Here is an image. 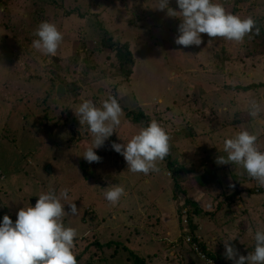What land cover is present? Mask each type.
<instances>
[{
    "label": "rangeland",
    "instance_id": "rangeland-1",
    "mask_svg": "<svg viewBox=\"0 0 264 264\" xmlns=\"http://www.w3.org/2000/svg\"><path fill=\"white\" fill-rule=\"evenodd\" d=\"M249 2L223 6L229 13L238 6L241 12L253 15L260 29L255 49L258 59L247 57V41L240 44L217 38L208 43L213 38L201 34L204 43L199 47L176 45L174 40L182 20L156 9V0H0V212L15 222L17 212L34 206L32 201L40 194L55 191L59 195L62 189H68L70 199L61 201L65 211L71 202L79 211L74 217H64L63 223L77 230L73 251L78 264H129L130 253L143 257L148 264H189L190 251L194 253L193 264H203L198 255L200 245L214 254L221 251L224 242L243 256L254 251V234L264 231V193L255 190L251 195L245 191L247 187H263L234 164L210 173L212 167L220 166L217 156H226L224 140L241 130L257 135L258 147L264 151V92L259 88L253 96L256 84H264V22L259 21L264 16V0H251V6L247 5ZM168 6L179 11L176 0H169ZM42 21L54 23L63 34L54 57L31 46L37 38L33 33ZM99 28L109 32L114 44L127 43L136 62L129 82L116 90V80L98 82L115 71L111 67L113 57L107 56V51L89 54L96 69L93 74L82 64L84 51L99 46ZM12 48L17 55L22 52L30 63L27 75L32 85L25 77L16 83L7 74ZM221 52L229 59L224 65L214 57ZM57 76V85L64 90L61 97L56 95L58 86L52 89L47 82ZM218 86L223 91H214ZM231 86L236 87L237 96ZM109 95L116 96L123 112L144 109L149 122L155 119L170 137H177L170 140L175 149L173 158L186 163L182 175L191 171L190 176H194L179 185L183 197L178 194L173 198L177 190L166 163L158 162L160 170L148 175L132 173L124 158L111 149L113 142L126 144L139 131L130 121H124V115L103 147L94 149L103 153L100 165L90 172L86 163L88 176L83 177L80 161L85 160L83 154L94 137L74 113L82 101L91 99L100 107ZM194 98L208 99V107L193 103ZM250 100L261 105L257 118L249 115ZM214 103L213 110L223 113L219 119L226 115L230 131L221 128L208 133L215 120L214 116L209 117ZM224 105L228 112L219 108ZM200 112H206L205 117ZM188 122L194 128V136L186 131ZM219 126L216 124V128ZM72 128L77 131L80 155L71 148ZM233 180L238 181L239 187H230ZM115 184L125 191L114 206L104 193ZM195 188H201L203 194ZM235 193L239 195L234 196ZM186 201L195 205L182 208ZM196 209L200 213H194ZM4 216H0V222ZM190 216L192 223L198 224L195 243L191 242ZM211 216L218 220L223 217L222 225L210 220ZM81 218H88L90 223L85 225ZM231 218L233 222L229 221ZM233 237L236 239L231 240ZM95 242L101 245L100 249ZM223 258L229 261L225 254Z\"/></svg>",
    "mask_w": 264,
    "mask_h": 264
},
{
    "label": "clouds",
    "instance_id": "clouds-1",
    "mask_svg": "<svg viewBox=\"0 0 264 264\" xmlns=\"http://www.w3.org/2000/svg\"><path fill=\"white\" fill-rule=\"evenodd\" d=\"M156 2V9L166 10L167 16L182 20L174 42L185 48L203 44L201 34L240 44L246 36L260 34L253 18L241 19L238 15L227 12L216 0H176L179 11L168 6L169 0ZM33 35L37 37L32 41L33 49L46 56L54 57L57 54L63 34L54 23L42 21ZM211 41L210 39L208 43ZM248 111L252 118H257L262 108L256 100H250ZM74 114L79 117L81 125L88 126L94 137L83 158L88 163H100L102 158L96 155L94 149L103 147L105 141L115 133V128L121 124L123 110L118 99L109 95L100 107L91 99H86ZM170 140L166 130L153 119L146 127L140 128L126 144L113 142L110 147L124 158L130 172L148 175L160 170L157 164L170 154ZM223 152L226 156L216 158V163L220 166L213 165L210 173L234 164L242 168L248 177L256 180L259 186L264 187V151L258 147L257 135L246 129L241 130L224 140ZM206 189L212 190L211 187ZM124 191L122 186L111 185L104 193L105 199L115 206ZM69 199V190L66 188L59 195L55 191H49L40 194L34 206L21 208L16 214L15 222L5 215L0 222V264H78L73 251L77 230L63 223L64 217H74L79 211L74 202L67 204L68 210L65 211V204L61 201ZM234 239L236 238L231 240ZM254 241V251L247 256L240 255L234 246L224 242L225 258L233 260L234 264H264V231H256Z\"/></svg>",
    "mask_w": 264,
    "mask_h": 264
},
{
    "label": "trees",
    "instance_id": "trees-1",
    "mask_svg": "<svg viewBox=\"0 0 264 264\" xmlns=\"http://www.w3.org/2000/svg\"><path fill=\"white\" fill-rule=\"evenodd\" d=\"M38 1H44V0H38ZM45 1H48V0H45ZM247 1L248 0H232V1L231 0H225L224 4H230L232 2H233L234 5H235V3H240V2H241V4H243V3L247 2ZM249 1L250 2L247 3V5L249 4L251 6V3L252 2H251V0H249ZM217 2L220 3V4H222L221 3V0H218ZM224 4H222V5H224ZM257 9L258 8H254V10H256V11H257ZM232 10H233L232 11V14H235V15L237 14L242 19L247 18V17L253 18V15H249V14H245V13L241 12L238 9V6H235L234 9H232ZM130 11H132V10H130ZM132 12L134 13V11H132ZM254 14H256V13H254ZM259 21L260 22H264V16L260 17ZM252 35H254V37H251ZM98 36H99L98 37L99 46H97L95 49H93L91 51H88V50L87 51H84L86 53L83 54L84 60L82 61V64H84L86 66V69H87V72L88 73H92L93 74L94 72H96V69L91 64V60H90L91 57H90L89 54L90 53H96L97 51H100V50L107 51L109 53L107 56L113 57V64L111 65V67L115 71L112 72L110 75H107L106 78H103V79L99 80L98 82H100L102 80H109V79L116 80L117 81V83L115 85V90H116V88L118 86H121V85L129 82L130 78L133 75V70H134L135 63L136 62H135V59L132 56V54H130V52L128 51V48H127L128 47V44L127 43H123V44L115 43L114 44L112 38L109 35V32L105 31L102 28H99L98 29ZM259 37H260V35L251 34L250 36H246L245 39H244V41H247V43H246V45H244V47H245V49L247 51V57L250 58V59H255L256 57H258L256 55V53H255V49H256V46L258 45V43H256V41H257V39H259ZM216 39L217 38H213L211 40L215 41ZM20 54L21 55H17V50L14 49V48H12L11 55H10L11 61H9V65H8V68H7V74L8 75L11 74L14 77V81L16 83L19 82V81H22L23 80L22 77L23 78L25 77V78H27V82L30 83L29 85H32L31 84L32 83L31 82V78H30V76L27 75L29 73L30 63L25 60L22 52H20ZM220 54H223V55H220ZM220 54H218V56L215 55L214 57L217 60H220V62L222 63V65H224L227 61H229V59L227 58V56H224V53L223 52H221ZM256 59H258V58H256ZM218 73L223 74L221 71H219ZM57 80H59V77L58 76L56 78L47 79V82H48V84L51 85V88L52 89L53 88H56L59 85V84L57 85V82H56ZM14 81H12V82H14ZM227 81L228 82H231V80H228V79H227ZM24 83H26V82H24ZM60 84H63V83H60ZM82 85H83V83H82ZM78 86L81 87L80 85H78ZM213 86H214V84H213ZM222 86L224 87L225 84H223ZM222 86H218L216 89L215 88H212V90L215 89L214 91H218V90L223 91ZM226 86H230V85H226ZM231 87H232V90H233L234 95H235V92L237 91L236 90V87H234V86H231ZM259 88L264 92V84H261V83L260 84H256V86L253 88L256 91V93L253 96H256L257 95ZM250 89H252V88H250ZM242 90L243 91H246V88H244ZM66 93H67V96L68 97H71L72 99L73 98L75 99V96L74 95L70 96V94L68 92H66ZM112 96L116 97L115 95H112ZM218 96H219V100H220V96L221 95H218ZM235 96H237V95H235ZM78 97H79V94L77 95L76 98H78ZM207 101H208V99L205 101V100H203V98H201V99L200 98H197V99L194 98V99H192V102L193 103L199 102V103H202L203 106H207ZM223 103H226L225 99H224ZM215 105H216V103H214V106L212 105V107L209 109L211 111V114L209 115V117L210 116H214V119L215 120L213 121V123H211L212 126L208 129V133L210 131L213 132V133H216L221 128H226V130H229L230 131L231 128H227L230 124L227 125V121L225 120V116L226 115L222 116L221 119H219V117L223 113H220V111L218 109H217V111L213 110L214 107H215ZM223 107H225V105L224 106H219V108H221V110H222ZM146 112L147 111H143L142 109H139V108H137L135 110L133 109V111H131V110H124V112H123L124 121H126V120L130 121V123L132 125L137 126L139 129L142 128V127H146L149 124V121H148L149 117L146 114ZM226 112H228V110ZM205 113L206 112H202V113L200 112V115L202 117H205ZM185 116H187V113L185 114ZM147 117H148V119H147ZM189 122L192 123V124H197L198 123V121H189ZM189 122L187 124L186 131L189 132L192 136H194L195 135L194 128H193V126ZM218 123H220V126L218 128H216V124H218ZM76 133H77V131H75L72 128L70 137H74V138L71 140V141H73L71 143V148L73 150H75V151H77L78 148H77L76 145H78V143H79L78 142L79 139L77 138ZM175 138H177V137H171V139H175ZM177 152H179V151H177ZM95 153L99 157H102V155H103V153L98 152V151H95ZM174 153H175V149L171 147L170 154L163 160V162L166 163L167 169H168V171L172 175V180L174 181V185H173V183H172V185L177 190L173 194V198H176L178 194H181L182 197L184 196V193L181 191L182 189H180V187H179V185L181 184V182H183V181L184 182H188L189 180L194 179V176H192V177L190 176V174H193V172H191V171L186 176L182 175V172L185 171V166L184 165L186 163H178L177 161H175L174 158H173ZM76 154L80 155L81 152L77 151V152H75V155ZM86 163H87V165L89 164L88 165V169H89V171L91 170L90 172H92L94 170V168H96V167H98L100 165V163H94V165H92L93 163L92 164L91 163H88L85 160L80 161V166L84 170V173H83V177L84 178L88 176L86 174V172H85V169H84ZM188 178H190V179H188ZM249 181H250V179H249ZM233 185L235 187H239L238 181L237 180H233ZM247 188L248 189L246 191L244 189H242V188H241V190H244L245 192H249L251 195L252 194L253 195L255 194V190H257V193L258 192H263L264 193V187L263 188H260L259 190L257 189V187H255V188L247 187ZM238 195H239L238 193H235L234 194V196H238ZM192 205H195V203L194 202H191V201H186V202L183 203L182 208L191 209V206ZM197 212L200 213V210L196 209L194 211V213H197ZM245 213H247V212H244V214ZM0 216H4V213H1L0 212ZM197 217L199 219H202V220L205 219V217H203V218L200 217V216H197ZM92 219H93V217L91 218L90 221H92ZM209 219L212 220V221H214V222H220L221 225H222V222L224 221L223 217L222 218L220 217V219L218 220V219H216L215 216H211ZM87 221H89L88 218H81V222L84 223L85 225H86V223H88ZM90 221H89V223H90ZM188 221H189V226H190V234L192 235L191 242H194L195 243L196 242V239H195L194 235L196 236V231H197V228H198V224L197 223H192L191 216H190V218H188ZM229 221H232L233 222L234 221V218L229 219ZM93 235L95 236V233H93L92 236ZM216 236H218V235H216ZM220 237L221 236H219V238ZM179 242L181 243V241H179ZM74 243H76V240H75ZM200 244H201V242L198 243V246ZM94 245H95V247H97V249H100L101 248V245H99L98 242H95ZM199 250H200V252L198 253V255L200 254V255L204 256L208 260L213 261L215 264H233V262H232L233 260L227 261V260H225L223 258L224 254H225V247H223V248L220 247V250L221 251H217V253H214V254L206 251V249H205V247L203 245H200V249ZM92 252H93V250H90L91 257H92ZM130 254H131V261H130L129 264H148L147 261L143 257L137 256L134 253L133 254L130 253ZM193 255H194V253L192 251H190L189 256H188V260L190 259L191 261L188 262L189 264H193V261H194V258L192 257ZM99 260L101 261L102 258L99 259ZM174 262H175V260H174ZM105 264H107L106 261H105Z\"/></svg>",
    "mask_w": 264,
    "mask_h": 264
},
{
    "label": "water",
    "instance_id": "water-1",
    "mask_svg": "<svg viewBox=\"0 0 264 264\" xmlns=\"http://www.w3.org/2000/svg\"><path fill=\"white\" fill-rule=\"evenodd\" d=\"M63 87L62 86H58L57 88V92H56V95L57 97H61L62 94H63ZM51 171L49 170V166H47V173H50ZM36 201H32V203H35Z\"/></svg>",
    "mask_w": 264,
    "mask_h": 264
},
{
    "label": "built area",
    "instance_id": "built-area-1",
    "mask_svg": "<svg viewBox=\"0 0 264 264\" xmlns=\"http://www.w3.org/2000/svg\"><path fill=\"white\" fill-rule=\"evenodd\" d=\"M200 255V254H199ZM200 259L203 262V264H209V262H211V264H215L213 261L208 260L207 258H205L204 256L200 255ZM206 261V262H205Z\"/></svg>",
    "mask_w": 264,
    "mask_h": 264
},
{
    "label": "crops",
    "instance_id": "crops-1",
    "mask_svg": "<svg viewBox=\"0 0 264 264\" xmlns=\"http://www.w3.org/2000/svg\"><path fill=\"white\" fill-rule=\"evenodd\" d=\"M227 104H229L230 105V103H227ZM223 108H225V107H223ZM223 108H222V110H223ZM140 109V108H139ZM143 111H146V110H144V109H142ZM148 110H150V109H148ZM225 111H227V108H225ZM183 189H184V187H183ZM200 194H203V190L201 189V188H195ZM203 221V220H202ZM201 221V222H202ZM247 229V228H246Z\"/></svg>",
    "mask_w": 264,
    "mask_h": 264
}]
</instances>
